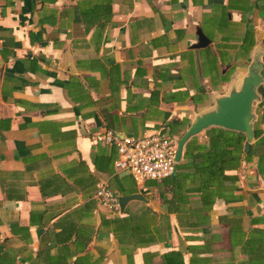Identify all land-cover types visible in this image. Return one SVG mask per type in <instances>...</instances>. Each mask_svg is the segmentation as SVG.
I'll return each mask as SVG.
<instances>
[{"label":"crops","instance_id":"1","mask_svg":"<svg viewBox=\"0 0 264 264\" xmlns=\"http://www.w3.org/2000/svg\"><path fill=\"white\" fill-rule=\"evenodd\" d=\"M260 45L264 0H0V264H264V83L248 159L204 214L92 140L178 138ZM100 185L138 198L109 209Z\"/></svg>","mask_w":264,"mask_h":264},{"label":"trees","instance_id":"2","mask_svg":"<svg viewBox=\"0 0 264 264\" xmlns=\"http://www.w3.org/2000/svg\"><path fill=\"white\" fill-rule=\"evenodd\" d=\"M204 138V141L196 136L190 138L184 147L183 161L176 164L175 176L162 180L172 185V197L163 199L168 210L180 212V207L193 195L200 202V210L193 212L210 211L215 199L224 196L237 179L228 172L248 159L250 153L244 151L246 138L242 132L210 127Z\"/></svg>","mask_w":264,"mask_h":264},{"label":"water","instance_id":"3","mask_svg":"<svg viewBox=\"0 0 264 264\" xmlns=\"http://www.w3.org/2000/svg\"><path fill=\"white\" fill-rule=\"evenodd\" d=\"M264 46H258L253 53L247 72L240 77V82L233 84L227 94L213 97V105L199 108L187 129L177 138L175 161L180 162L186 143L193 136L210 127H221L245 134L244 151L248 152L255 137L254 109L259 99V87L264 83L262 75ZM169 135L168 133L165 134ZM128 173V172H127ZM137 195L119 197L120 205Z\"/></svg>","mask_w":264,"mask_h":264},{"label":"built area","instance_id":"4","mask_svg":"<svg viewBox=\"0 0 264 264\" xmlns=\"http://www.w3.org/2000/svg\"><path fill=\"white\" fill-rule=\"evenodd\" d=\"M92 140L114 145L116 168L128 172L136 183L161 180L176 171L177 138L160 131L140 137H119L112 130H104L96 133ZM95 197L109 209L115 210L120 206L119 196L105 185L98 187Z\"/></svg>","mask_w":264,"mask_h":264}]
</instances>
